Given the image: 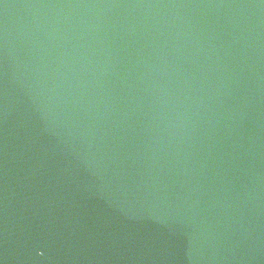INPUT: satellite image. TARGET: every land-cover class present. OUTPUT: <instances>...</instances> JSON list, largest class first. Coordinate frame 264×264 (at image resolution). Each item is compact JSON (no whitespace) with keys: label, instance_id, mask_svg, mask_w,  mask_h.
Masks as SVG:
<instances>
[{"label":"water","instance_id":"obj_1","mask_svg":"<svg viewBox=\"0 0 264 264\" xmlns=\"http://www.w3.org/2000/svg\"><path fill=\"white\" fill-rule=\"evenodd\" d=\"M0 264H264V0H0Z\"/></svg>","mask_w":264,"mask_h":264}]
</instances>
